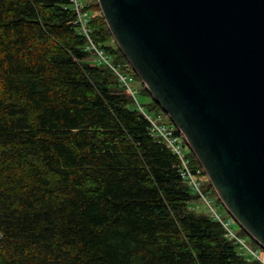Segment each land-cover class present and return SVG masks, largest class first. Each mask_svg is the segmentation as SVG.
Instances as JSON below:
<instances>
[{"label":"trees","instance_id":"16d2710c","mask_svg":"<svg viewBox=\"0 0 264 264\" xmlns=\"http://www.w3.org/2000/svg\"><path fill=\"white\" fill-rule=\"evenodd\" d=\"M84 11L89 36L72 0H0V264H262L197 210L181 158L93 48L128 63L98 1Z\"/></svg>","mask_w":264,"mask_h":264},{"label":"water","instance_id":"95a60500","mask_svg":"<svg viewBox=\"0 0 264 264\" xmlns=\"http://www.w3.org/2000/svg\"><path fill=\"white\" fill-rule=\"evenodd\" d=\"M114 41L264 249V0H97Z\"/></svg>","mask_w":264,"mask_h":264},{"label":"built area","instance_id":"2783aa9c","mask_svg":"<svg viewBox=\"0 0 264 264\" xmlns=\"http://www.w3.org/2000/svg\"><path fill=\"white\" fill-rule=\"evenodd\" d=\"M73 7L77 11L78 18L76 23H79L81 26L82 31L88 35V28H87V21L89 17V13L84 11V8L92 3V0H72ZM93 44V43H92ZM93 48L96 49L98 53V57L103 60L104 62L108 63L112 69L115 71V73L118 75L121 83L130 91L132 96L135 98L136 97V90L131 84V78L129 77L127 73V69L130 68V65L128 66H115L113 65L109 57L104 55L103 51L98 50V48L93 44ZM139 109L144 113V115L147 117V119L151 123V134L163 141H165L170 148L181 158L182 161V175L183 177L188 181V183L197 191L200 193L201 197L204 198L206 201L207 197L203 193L201 187H202V177H206V174L201 173V170L198 171L197 174L192 173L189 162L185 158V153L189 149V146L184 138V136L180 133V131L171 123H163L160 124L158 121L149 113L145 110L144 106L142 104L138 103ZM210 207V213L213 214V216L219 220L222 225L224 226L226 230V236L230 239L233 240L237 245L239 250L247 256L248 259H257L259 260L262 264H264V257L260 254L259 251L254 250L246 241L245 238L240 236L234 229L231 227V221L224 220V218L217 212V210L209 204Z\"/></svg>","mask_w":264,"mask_h":264},{"label":"rangeland","instance_id":"374dc122","mask_svg":"<svg viewBox=\"0 0 264 264\" xmlns=\"http://www.w3.org/2000/svg\"><path fill=\"white\" fill-rule=\"evenodd\" d=\"M96 0H92V3H94ZM127 61V59H126ZM128 62V61H127ZM125 65H129V63H126ZM131 67V66H130ZM127 73L129 77L131 78V84L136 90V97L135 101L138 104H142L147 112H149L160 124L163 123H170V119L165 111H163L161 108H152L149 106L150 102L153 100L151 95H148L144 93L143 88L145 87L144 84L140 81L138 76H136L135 72L132 70V68L127 69ZM150 94V93H149ZM203 181L208 180L206 177L201 178ZM207 200L204 198H200L196 202L197 210L204 211V212H210V207L208 203L217 210V212L224 218V220L231 221V227L236 231L240 236L246 239L247 243L256 251H259L260 254L264 257V249L259 246L250 236L246 234L245 231L241 230V227L238 225V223L233 219V217L228 213L226 208L222 205L220 199L218 198L216 192L215 194L209 193L206 194Z\"/></svg>","mask_w":264,"mask_h":264}]
</instances>
